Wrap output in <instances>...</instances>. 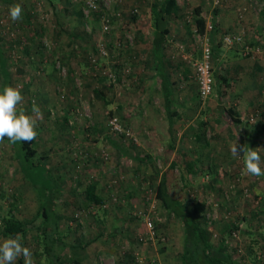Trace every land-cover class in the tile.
I'll list each match as a JSON object with an SVG mask.
<instances>
[{"label":"rangeland","instance_id":"374dc122","mask_svg":"<svg viewBox=\"0 0 264 264\" xmlns=\"http://www.w3.org/2000/svg\"><path fill=\"white\" fill-rule=\"evenodd\" d=\"M160 1L95 0L94 7L83 12L84 0H0V45L8 62L10 86L20 88L24 97L20 107L26 114H31L33 102L40 108L43 119L37 122V137L30 147L59 181L55 213L60 236L67 244L59 252L67 255L68 244L72 243L78 245L82 264H179L180 223L168 216L154 197L157 179L164 173L171 196L178 195L189 203L204 201L206 211L196 217L205 225L213 245L220 239L216 222L237 224L234 235L223 236L222 250L238 264H264V176L241 174L242 155L233 157L230 152L240 131L230 132L225 118L219 120L220 113L214 112V101L221 104L222 98L213 95V80L211 94L201 100L193 79L192 63L199 58L194 54L199 52V42L191 31L192 16L198 5L207 14L204 0H176L181 16L168 20V28L178 42L167 36L172 42H167L165 54L173 64L181 58L188 65L187 76H180V68L173 69L177 72L171 75L176 77L177 87L173 106L180 118L188 119L174 124L187 126L179 139L184 138V154L174 146L164 151L169 139L155 127L162 119L163 103L148 65L149 5ZM15 4L22 6L23 13L21 20L13 22L8 9ZM54 6L57 14L53 13ZM208 7H213L211 2ZM232 8L236 13V6ZM253 11H257L255 6ZM250 29H254L252 22ZM182 30L189 31L188 48L193 52L184 59L180 56L185 53L181 50L185 46L181 43L183 36L177 33ZM238 44L249 46L244 36L230 47L239 49ZM178 82L191 89L188 92L193 99H179L185 94L180 93L183 89ZM96 90L103 93L102 100ZM110 117H116L123 129L129 126V136L113 132ZM176 135L175 130L174 142ZM226 139V155L220 153L223 147H212L210 169H204L201 152L210 150L207 141L221 143ZM112 143L120 152L110 147ZM202 143L205 146L200 147ZM258 144L264 148V139ZM192 150L200 154L196 156ZM258 151L264 170V150ZM137 153H150L154 167L135 161L132 157ZM186 157L199 162L189 165L194 173L191 179L186 166L179 164ZM169 162L174 163L171 169ZM93 180L95 192L102 197L100 207L84 200L85 187ZM10 192L17 197L13 214L20 219L32 218L37 209L34 189L17 168L5 139L0 141V215ZM146 215L154 221L156 235L142 241L138 235L144 233ZM38 222L36 218L34 224ZM28 229L21 243L33 253L37 246L32 243L33 229ZM115 230L122 235L121 240L110 236ZM3 239L0 236V241ZM16 264H20L18 259Z\"/></svg>","mask_w":264,"mask_h":264},{"label":"trees","instance_id":"16d2710c","mask_svg":"<svg viewBox=\"0 0 264 264\" xmlns=\"http://www.w3.org/2000/svg\"><path fill=\"white\" fill-rule=\"evenodd\" d=\"M66 2L69 3V0H66ZM250 2L249 0V4ZM84 7L85 4L83 2L82 10ZM57 11L58 8L54 6L53 13L57 14ZM80 12L82 11L79 10L81 16L82 14ZM180 16L181 8L176 0H161L159 3L153 2L149 5L150 47L153 55L151 64L153 75L150 76V79L154 81V84H158L159 95L163 103L164 113L162 119L157 122L158 126L155 125V127L161 130L162 135H167V139H169L164 151L173 147L175 138L173 125L180 118V115L171 108V99L169 97L171 94L170 75L167 68H171L174 64L165 54V47L167 45L166 35L169 32L168 20L170 17L179 18ZM192 22L197 32L202 33L204 31L205 20L200 14L199 6L193 9ZM90 25L94 26L92 22H90ZM213 26L214 23L211 24V29ZM213 50L211 48V58L212 56L215 57ZM0 76L2 77L0 85V90L2 91L5 85L10 86V79L7 58L3 53L1 45ZM211 76L212 79H216V83L220 79L222 82L226 80L225 76L220 77V74H212ZM150 87H153L151 83ZM217 88L218 85L215 91L220 96ZM95 94L98 96V99H103V93L101 91L96 90ZM219 108L221 110L220 112L225 115L231 125L234 126L239 122L233 110L228 108L224 109L218 105ZM204 123L202 122V124ZM127 128L130 130L129 126ZM256 133L264 139V105L259 109V122ZM6 142L17 168L24 179L34 189L37 198V209L36 214L30 219L17 218L13 214L14 208L17 205L15 203L17 197L11 192L8 193L9 198H6L5 209L0 215V236L9 238L20 234L23 237L22 240H25V235L30 227V230L33 229L32 231L34 232L32 243L35 247L37 246L33 251L36 264H82L80 262L81 258L78 257L79 253L76 250L77 244H68L69 253L67 255L59 252L67 244L64 243L60 236L56 219L57 215L55 213V204L58 202L60 192L57 177L52 176L49 168L42 162L41 158H36L35 150L30 147V142L12 143L7 139ZM136 160L140 163H150L154 167V158L150 153H145ZM173 166L174 163L169 162L168 167L171 169ZM169 187L170 185L167 183L164 173L160 174L154 187V197L158 200L159 205L164 209L166 214L174 217L181 225L182 242L180 253L177 257L179 264H238L229 254L222 250L224 244L223 236L232 235L233 230L237 228V224L225 223L224 221L216 222L215 228L218 231L220 239L216 245H213L209 241L205 225L198 221L196 217L206 211L204 201L202 199H195L190 201V203L184 202L178 195L171 196L168 192ZM83 196L87 203L100 207L102 197L95 192L94 183H88L83 192ZM36 218H39V222L34 224ZM18 262L20 264L22 263L21 257L18 258ZM143 264L152 263L146 261Z\"/></svg>","mask_w":264,"mask_h":264},{"label":"crops","instance_id":"0c3cea01","mask_svg":"<svg viewBox=\"0 0 264 264\" xmlns=\"http://www.w3.org/2000/svg\"><path fill=\"white\" fill-rule=\"evenodd\" d=\"M250 1L251 2L249 4V0H220V4L218 6L208 7V3H210V0H206V1L204 0L203 5L208 9V12L206 15H204V13L200 11V14L204 18L205 22H212L211 24L214 23L212 29L208 31L210 47L213 48L214 49L213 51L215 52V57L212 56L211 58V75L220 74V77L225 76L226 78L225 82H222L220 79L218 83H216L215 78L212 79L215 85V90L218 85L217 90L220 96L217 95L216 93H214L213 95L216 97L218 96V99L222 98V100L220 101L221 104L214 101L215 103L214 112L216 113L217 111L220 113L219 114L220 116L218 117L219 120L220 117L223 119L225 118L224 119V122L226 123L225 126L230 132L231 130L232 131L236 130L237 132V129L240 131L238 133V137L241 140L239 141V139L238 140L235 139L234 143H237L239 146L246 145V147L248 146L250 148L255 149V148H260V146H258L259 145L258 143L263 141L262 137H259V135L256 133V130L259 122V109L262 105H264V56L260 55L261 53L264 54L263 52L264 51V0L261 1L250 0ZM233 5H235L237 9H239L240 7L241 8L244 7V11L241 14H239L238 17H237V11L235 13V11L232 8ZM251 5L253 6V8H251ZM198 6L200 8V5ZM254 6L257 9L256 12L253 11ZM245 13L252 14L253 16L250 18L247 17V15L243 16ZM171 18H176V17H171ZM251 22L254 24V29H250ZM188 32H189L188 30L186 31L182 30V32L181 31L177 32L179 36L181 37L183 36V38L181 39V43H183V45L185 44L183 49H181L182 52L184 50L185 53L180 54V56H182L183 59L184 57L190 56L193 53L191 49L188 48L189 47L188 46L189 40L187 38L189 35ZM225 33L236 34L242 38L244 36V38H246V40L248 41L249 46L243 45V47H241L238 44L240 46V48L238 49L236 46L230 47V45L223 44L221 40V35ZM167 36L169 37L173 36L174 38L173 32H170L169 30L168 34L166 35L167 42L169 41L172 42V39H167ZM176 42L178 41L175 37L173 43ZM255 46H257L258 48ZM194 54H197L199 57L200 52ZM148 58H149L148 65L151 67L152 58H153L151 48L149 49ZM177 68H180L179 71L182 73V74L180 73V76L182 75L187 76L188 74V65L181 58H177V62L174 63V66H172L171 68L169 67L167 68L168 73L170 75L169 80H170L171 94L169 97L171 99L172 109H174L173 103H175L176 101L175 95L177 94V87L174 82L176 77H172L171 75H174L173 69H177ZM151 70L152 72L150 75H153L152 67ZM174 72L177 73L176 70ZM146 77L147 75L145 74L144 77L145 84H146V79H145ZM182 79H184V77H180V80ZM178 84H179L178 86L183 89L180 93H182V95L185 94L183 95L182 98L179 99L191 100L194 98V96L190 92H188V90H191L189 89L188 86H184L183 85L184 83L180 84V82H178ZM179 89L178 91H180ZM217 105H220L224 109L228 108L233 110L234 115L239 119V122L236 123L234 126L231 125L230 122H228L229 120L225 117V115H223L220 112L221 110L220 108L218 109ZM174 110L179 115H181L180 112L177 111V109ZM250 115L255 116V121L253 123L248 122V117ZM187 119L188 117L186 119L178 118L176 122L179 120L180 123H183ZM184 126L173 125L174 132L176 130V134H177L176 141L173 142V146L175 149L177 148L180 149L179 151H181V154H184L182 148L185 147V143H184V138H182L183 141L182 140L179 141V139H180V134H183L184 131H187L186 130L187 126L186 127ZM220 141L221 139L217 142ZM227 142H229L227 139L222 141L221 143H215V142L210 143L207 141L206 147H208L210 150L204 149V151L201 152L202 158L204 160L201 161L200 163L204 164L203 165L204 169L206 168L210 169L211 157L209 156V154H211V148L216 146H219L220 148L223 147V150H220V153L221 155H226L225 153L227 150H224V148H228L226 145ZM208 144L210 146H208ZM203 145L205 146V144L202 143L200 147H202ZM110 147L120 152L117 144L112 143ZM197 151L198 150L196 151L192 150L191 153L194 155L196 154V156H198L200 152ZM185 153L189 154V151H185ZM133 156H134V158L132 157L133 159H135V157L136 159H138V157H142V155L139 153ZM136 159L135 161H137ZM192 161L196 165H198L199 163L198 161L192 160L190 157L182 158V161L179 162V164L182 163L186 166L188 172V179H191L194 174L190 172L189 169V165L192 163ZM92 183H94L95 185L94 180L92 181ZM110 236H113L114 238H120V236L122 237V235H120L118 230L113 231L112 234H110Z\"/></svg>","mask_w":264,"mask_h":264},{"label":"clouds","instance_id":"9594fccd","mask_svg":"<svg viewBox=\"0 0 264 264\" xmlns=\"http://www.w3.org/2000/svg\"><path fill=\"white\" fill-rule=\"evenodd\" d=\"M8 12L10 20L16 22L21 20L23 8L20 4H15L9 7ZM23 100L24 97L19 87L5 85L0 91V141L7 139L12 143H22L36 139V125L43 119V114L35 102H33L31 114H26L25 110L20 107ZM258 149L264 150V148L253 149L246 145L239 146L237 143L230 145L233 157L242 155V175L264 176ZM22 239L20 234H16L14 237L0 241V264H16L20 257H23L24 264H35L32 251L23 246Z\"/></svg>","mask_w":264,"mask_h":264},{"label":"built area","instance_id":"2783aa9c","mask_svg":"<svg viewBox=\"0 0 264 264\" xmlns=\"http://www.w3.org/2000/svg\"><path fill=\"white\" fill-rule=\"evenodd\" d=\"M211 5L213 7L218 6L220 4V0H210ZM85 7L83 8V12L88 11L89 9L94 7V0H85ZM244 11V7L237 9V15L241 14ZM189 20V19H187ZM104 29L106 27L104 26ZM211 30L210 22H205L204 31L202 33L197 32L193 22H192V34L197 37V41L199 42V58H197L193 63V79L195 80L197 87V95L198 98L203 100L207 98L212 92V76H211V47L209 42L208 31ZM240 36L236 34L225 33L221 35V40L224 44L230 45L232 43H236L240 40ZM100 54L104 55L105 51L102 48L99 49ZM110 78H112V74H108ZM210 89V90H209ZM255 121V116L250 115L248 117V122L253 123ZM109 125L113 132L115 133H123L126 136H129L128 129H123L120 127L116 117H110ZM144 225V233L139 234V240L145 241L146 239H152L156 235V229L154 227V221L148 215L144 216L143 219ZM235 233L232 232V235Z\"/></svg>","mask_w":264,"mask_h":264}]
</instances>
